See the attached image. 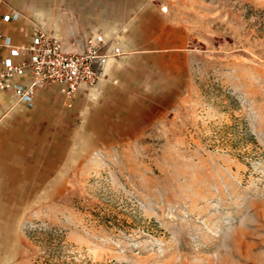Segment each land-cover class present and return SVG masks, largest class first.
Listing matches in <instances>:
<instances>
[{
	"label": "rangeland",
	"instance_id": "rangeland-1",
	"mask_svg": "<svg viewBox=\"0 0 264 264\" xmlns=\"http://www.w3.org/2000/svg\"><path fill=\"white\" fill-rule=\"evenodd\" d=\"M139 1L190 28L164 64L185 92L161 113L99 93L69 108L59 89L15 101L0 264H264V0Z\"/></svg>",
	"mask_w": 264,
	"mask_h": 264
},
{
	"label": "crops",
	"instance_id": "crops-1",
	"mask_svg": "<svg viewBox=\"0 0 264 264\" xmlns=\"http://www.w3.org/2000/svg\"><path fill=\"white\" fill-rule=\"evenodd\" d=\"M58 1L76 14L75 20L69 15V21L61 20L60 12L51 10V0H0V31L5 41L12 46L30 43L36 28L47 25L59 29L65 44L73 49L84 43L71 42L76 35L85 39L97 31L118 35L123 54L109 60L106 75L93 95L99 93L105 103L114 97L121 105L150 103L159 113L165 105L178 102L186 90V75L174 74L164 64L165 59H185L188 54L186 45L192 33L187 25L172 22L156 5L148 7L139 0L111 4L106 0L104 5L100 0ZM6 15H10L8 20L4 19ZM0 57L15 59L8 46L0 48ZM52 92H58V88L45 86L36 94L43 93L46 99ZM145 97L153 100L145 101ZM15 101L12 93L0 92V116L12 111Z\"/></svg>",
	"mask_w": 264,
	"mask_h": 264
},
{
	"label": "built area",
	"instance_id": "built-area-1",
	"mask_svg": "<svg viewBox=\"0 0 264 264\" xmlns=\"http://www.w3.org/2000/svg\"><path fill=\"white\" fill-rule=\"evenodd\" d=\"M3 46L10 47L15 59L0 57V92L30 103L38 89L57 86L69 108L78 98L93 95L109 60L123 54L120 41L103 31L87 37L81 48L68 49L55 29L41 26L30 43L18 46L7 43L0 31V48Z\"/></svg>",
	"mask_w": 264,
	"mask_h": 264
},
{
	"label": "bare ground",
	"instance_id": "bare-ground-1",
	"mask_svg": "<svg viewBox=\"0 0 264 264\" xmlns=\"http://www.w3.org/2000/svg\"><path fill=\"white\" fill-rule=\"evenodd\" d=\"M66 47H67L68 49H73V48H69V46H67V45H66Z\"/></svg>",
	"mask_w": 264,
	"mask_h": 264
}]
</instances>
